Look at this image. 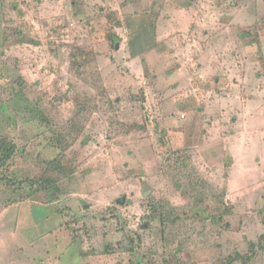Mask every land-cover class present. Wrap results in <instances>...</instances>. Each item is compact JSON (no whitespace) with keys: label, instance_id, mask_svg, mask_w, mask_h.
I'll list each match as a JSON object with an SVG mask.
<instances>
[{"label":"rangeland","instance_id":"obj_1","mask_svg":"<svg viewBox=\"0 0 264 264\" xmlns=\"http://www.w3.org/2000/svg\"><path fill=\"white\" fill-rule=\"evenodd\" d=\"M0 148V264H264V0H0Z\"/></svg>","mask_w":264,"mask_h":264},{"label":"trees","instance_id":"obj_2","mask_svg":"<svg viewBox=\"0 0 264 264\" xmlns=\"http://www.w3.org/2000/svg\"><path fill=\"white\" fill-rule=\"evenodd\" d=\"M13 153H14V150H10V149H2V148H0V159H1V161H2V163H3V165H5L6 164V162H7V160H9L11 157H12V155H13ZM8 163V162H7ZM57 167L58 166H55L54 165V169H57ZM52 182H54V180H51V182H48V179H47V181H44V183H45V188L47 189H51L52 187H53V183ZM47 183V184H46ZM49 183V184H48ZM262 242H264V236H262V238L260 239V245H261V243ZM264 245V244H263ZM249 258V257H248Z\"/></svg>","mask_w":264,"mask_h":264}]
</instances>
